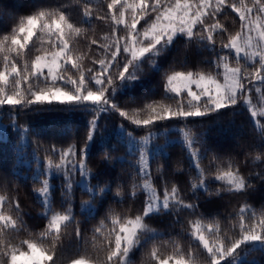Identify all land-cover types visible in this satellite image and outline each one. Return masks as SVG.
I'll use <instances>...</instances> for the list:
<instances>
[{"label":"snow or ice","instance_id":"1","mask_svg":"<svg viewBox=\"0 0 264 264\" xmlns=\"http://www.w3.org/2000/svg\"><path fill=\"white\" fill-rule=\"evenodd\" d=\"M79 4L86 17L108 23L103 41L95 34V24L85 26L59 9H42L27 16L0 10V16L13 25L11 32L0 35V105L65 99L107 105L118 82L137 78L134 68L138 60L158 45L170 43L178 33L186 34L190 41H207L210 46L227 50L228 54L218 57L211 70H170L165 87L175 94L174 103L154 102L144 108H117L112 104L111 107L121 116L135 124L148 126L172 117L205 115L235 105L240 100L252 103L254 90L264 92V87L256 88L257 84L264 86V0H103L102 7L79 0ZM233 14H238L236 30L225 22ZM141 19L144 23L138 29ZM37 31L41 35L30 47ZM43 40H47L46 45ZM97 44L99 48L95 51H99L100 56L93 51ZM34 48H39L40 54L33 58ZM41 77L44 87L34 90V80ZM96 86L97 90H93ZM259 109H252L254 116L264 115V108ZM196 151L193 149L194 153ZM42 156L49 168L65 173L69 188L79 176L94 171L84 149L76 146H44ZM257 160L264 161V156L250 152L239 164L233 159L224 164V158L217 159L214 155L209 164L215 161V168L198 163L202 174L194 181L192 190L215 177L226 183L231 201L235 200L228 220L221 221L205 218L198 211L197 201L189 200L180 188L170 186V182H164L157 190L150 183L149 162L142 157V168L134 181L141 175L144 178L143 188L149 190L146 208L134 209L123 204L111 206L93 228L92 235L84 238V253L91 252V258L84 260L78 256L72 258L70 264H122L138 242V234L147 227L143 217L154 208L159 209L161 204L174 211L189 210L182 213V229L191 233L196 247L189 252L178 239L161 241L147 251L143 264H201L199 256L202 253L207 255L208 264H221L243 242L264 241V211L254 209L246 195L255 188L250 183L252 176L264 180V163L256 168ZM249 161H252V171L245 170ZM157 171L162 175V166L157 167ZM48 183L45 179L37 191L46 196ZM9 187L0 188V264H19L20 257L27 258L28 264H61L53 258L57 256V245L63 239L61 228L66 231L71 227L72 235L79 237L80 221L73 219L71 209H52L47 229L43 233L29 234L17 245L8 237L27 231L23 216L25 209L18 195L13 199L2 194ZM136 189V183L132 184L131 192L118 185L116 195L126 200L129 195L135 197ZM223 190L209 192V195H218ZM99 191L102 194L104 189ZM95 195L93 192L84 202H93ZM221 222L227 231L220 228ZM228 232L232 235L229 236ZM44 237L52 243L45 242Z\"/></svg>","mask_w":264,"mask_h":264},{"label":"trees","instance_id":"2","mask_svg":"<svg viewBox=\"0 0 264 264\" xmlns=\"http://www.w3.org/2000/svg\"><path fill=\"white\" fill-rule=\"evenodd\" d=\"M87 3L103 6V0H87ZM42 9L62 10L88 27L95 24V34L100 41L107 35L108 23L97 22L95 17H86L79 0H0V10L20 16H27ZM237 17L238 14H233L225 21L234 30L238 29ZM144 19L137 25L138 29ZM12 27L11 23L0 16V35L11 32ZM40 35L38 31L33 35L30 47L37 43V37ZM42 43L46 45L47 40ZM80 46L84 48L83 43ZM97 48L99 44L93 46V51ZM38 54L39 48H34L31 56L34 58ZM224 54H228L227 50L210 46L204 40L190 41L189 37L183 34L168 44L162 43L152 53L140 58L134 68L137 78H126L118 82L109 96L107 105L87 103L84 106H68L52 103L40 106L34 102L0 105V121L5 126V131L0 136V188L10 186L3 190L2 194L13 199L19 196L25 209L23 216L27 227L26 232L14 234L8 239H14L18 245L19 240L27 239L29 234L43 233L47 229L52 209H71L73 219L80 221L81 235H72L71 227L66 231L62 227L63 239L57 245V256L53 257L61 264H70L71 259L78 256L84 260L91 258V252L84 253V238L92 235L93 228L106 216L111 206L123 204L134 209H145L148 195L143 188L144 178L141 175L134 181L141 171V156L138 152L129 150L128 136L119 133L121 127L133 136H143L156 130L159 132L154 140L160 149L153 151L149 158L150 183L157 190L161 189L164 182H170V186L180 188L189 200L197 201L198 211L205 218L227 221L231 204H235V200L231 201L225 182L211 177L205 185L192 190L194 181L199 180L202 174L198 163L209 164L213 155L217 159L224 158V164L230 159L239 164L245 161L250 152L264 156V115L254 116L252 111L254 104L258 108H264V92L253 91L251 109L237 103L205 115L172 117L155 121L148 126L133 123L111 107L115 104L117 108H144L154 102L174 103L175 95L165 87L166 75L170 70H211L215 68L217 58ZM95 55L100 56L101 53L95 51ZM85 62L87 63V60ZM41 80L42 78L34 80L33 85L43 88L44 82ZM65 86L68 89L70 87ZM262 87L264 86L256 85V88ZM97 88L93 87V90ZM95 115L97 119L94 118ZM94 121L96 123L93 126ZM173 126L183 129L188 138L192 139L191 148L197 149L194 157L182 142H166L167 135H161L164 130L170 136L179 135L181 132L170 130ZM23 138H26V143ZM44 146H76L84 149L94 170L87 179L96 194L93 202H84L93 192L82 188L83 176L74 180L69 188L68 177L63 171L54 168L56 173L51 179L50 189L51 209L49 215L44 214L45 208L37 196V187L43 185L41 177L45 175L37 174L36 171L38 163L43 166L47 163L42 156ZM262 163L264 161H255L256 168ZM161 166L162 175L157 171V167ZM209 167L215 168V161H212ZM245 170H253L252 161L245 165ZM133 183L137 184L135 197L129 195L124 200L116 195L118 185L131 192ZM250 183L254 184L255 188L246 193L248 202L254 209L264 211V180L254 175ZM101 188L104 189L102 194L99 191ZM221 188L224 190L218 195H209V192L215 193ZM84 205H87L85 210ZM188 211L186 208L179 211L160 208L157 212L145 215L143 219L147 227L138 234V242L130 251L127 264H143L147 251L161 241L178 239L182 246H187L189 252H192L193 247H196L193 243L194 237L182 229V213ZM178 216L180 219H177ZM220 228L227 231L223 222ZM228 235L231 236L232 233L228 232ZM44 241L52 243L47 237H44ZM199 260L201 264H208L206 254L202 253ZM221 264H264V241L243 242L236 252L225 257Z\"/></svg>","mask_w":264,"mask_h":264},{"label":"rangeland","instance_id":"3","mask_svg":"<svg viewBox=\"0 0 264 264\" xmlns=\"http://www.w3.org/2000/svg\"><path fill=\"white\" fill-rule=\"evenodd\" d=\"M179 35H183V33H178L174 38H176ZM158 46H157V48H158ZM152 52H149V53H146V54H150ZM42 80H43V78H42ZM36 88H39V87L33 85V89L35 90ZM68 90H72L71 87H69ZM34 103L39 104L40 106L47 105V104H52V103L61 104V105H68V106L69 105L70 106L71 105L84 106L87 103H93V102H91V101H72V102H70V101H67L65 99L63 101H51V102H49V101L45 100V101H36ZM238 103H242L244 106H246L247 108L251 109V103H249L247 100H240ZM5 105H7V104H5ZM254 107H257L256 104L253 105V108ZM221 109H223V108H221ZM259 110L260 109L258 108V111ZM193 117H197V116H193ZM94 118L97 119V116L95 115ZM179 118H186V117H179ZM95 123L96 122L94 121L93 122V126L95 125ZM170 130L171 131L181 132V133H179V135L170 136V135L167 134V131L164 130L165 132L161 133V135H167L166 142H172V141H180V142H182L186 146V148L188 149L190 155L192 157H194V152H193V150L191 148L192 139L188 138L186 132L183 129H179L177 126H173V128H171ZM4 131H5V126L0 121V136H2ZM119 133L122 136H126V135L128 136L127 138H128L129 150L138 152L140 154L141 158L142 157H146L148 162H149V158H150L152 152L160 149L159 146L155 145L156 140H154V137L158 136V134H159V132L157 130L154 131V132L148 133L146 135H143V136H133L130 133H126L124 128L121 127L119 129ZM23 142L26 143V138H23ZM141 168H142V164H141ZM36 171H37V174H44L45 175V177H41L42 178L41 179L42 182L45 179H47L48 182H49L48 183L49 192L47 193L46 196L42 195L39 191L37 192V196H38L40 202L43 204V206L45 208L44 214L45 215H49V212H50V209H51V203H50V189L52 187L51 179L55 175L56 171H55L54 168H49L47 163H45V166H43V165L38 163V165H36ZM87 179H88V175L87 176H83V180H82V183H81L82 188L86 189V190H90L91 192H93V190L89 186V182H88ZM144 190L146 191V193H147V195L149 197V190L145 189V188H144ZM86 208H87V205H84L83 210H85ZM160 208H164L162 204H161ZM159 209L154 208L147 215H149L151 213H154V212H157V211H159ZM72 217H73V215H72ZM255 242H258V241H255ZM127 262H128V259L126 258L124 261H122V264H127ZM19 264H28L27 258L20 257L19 258Z\"/></svg>","mask_w":264,"mask_h":264}]
</instances>
